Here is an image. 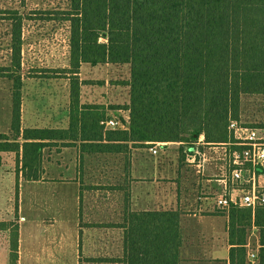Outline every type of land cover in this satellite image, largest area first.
Masks as SVG:
<instances>
[{"label":"trees","instance_id":"trees-1","mask_svg":"<svg viewBox=\"0 0 264 264\" xmlns=\"http://www.w3.org/2000/svg\"><path fill=\"white\" fill-rule=\"evenodd\" d=\"M64 14L70 27L68 128L21 131L22 81L13 78L11 133L22 142L0 135V154L15 153L25 181L42 179L48 144L80 142L82 154H122L129 145L189 144L201 136L209 145L235 143L229 127L239 121L241 98L264 96V0H70ZM20 32L21 23L13 22L10 50L17 71ZM82 64L129 66L124 130L104 132L105 112L80 107ZM128 202L126 197L123 223L116 226L123 229L121 262L179 264V213L131 212ZM225 211L229 264H250L245 246L252 226L259 232L255 264H264V207ZM14 238L16 264L17 228Z\"/></svg>","mask_w":264,"mask_h":264},{"label":"crops","instance_id":"crops-1","mask_svg":"<svg viewBox=\"0 0 264 264\" xmlns=\"http://www.w3.org/2000/svg\"><path fill=\"white\" fill-rule=\"evenodd\" d=\"M29 101L34 109L37 98L33 95L25 100L22 93L21 131L67 129L69 110L57 116L49 113L43 116L37 109L35 113L29 112ZM0 134L21 141L20 136L12 135L11 123L9 132ZM178 145L182 149L172 153V147L168 146L176 143L163 144L164 157L159 163L147 160L137 150L129 172L128 208L131 212L179 213V264H229L228 214L215 204L225 187L230 188L229 147L206 144L203 136L193 143ZM166 149L171 151L165 152ZM153 156H158V151ZM0 157V222H9L15 216L16 264L93 263L81 261V184L75 174L66 178L61 176V167L46 166L40 181H25L21 173L17 174L15 153H1ZM51 171L55 175H50ZM261 181L264 184L263 176ZM123 215L116 226L123 223ZM115 233L118 238L115 253L107 252V240L98 241V255L92 257L95 264H123V229L116 228ZM245 248L247 254L259 251V232L254 226ZM9 253L7 248H0V264H9Z\"/></svg>","mask_w":264,"mask_h":264},{"label":"rangeland","instance_id":"rangeland-1","mask_svg":"<svg viewBox=\"0 0 264 264\" xmlns=\"http://www.w3.org/2000/svg\"><path fill=\"white\" fill-rule=\"evenodd\" d=\"M69 8L70 0H0V73L8 77L0 78V133H8L10 129L11 95L15 77L21 78V94L25 100L33 95L37 98L34 109L30 101L27 104L30 113H35L36 109L43 116L46 113L57 116L65 110L68 112L70 80L65 71L69 68L70 27L64 12ZM13 22L21 23L19 71L16 70L10 50ZM78 79L80 107H99L106 114L103 122L115 119L120 125L123 124L124 130L129 120V112L125 110L130 101V90L126 85L130 79L129 66L105 64L92 67L82 64ZM235 124L240 131L257 130L258 135L264 139V96L242 97L239 121ZM102 127L104 132L117 131ZM231 135L232 141L236 142L232 129ZM8 137L14 140V137ZM163 144L156 143L147 148H133L129 145L127 152L122 154H82L80 142L48 144L43 148V169L46 166L51 169L61 167V176L68 178L75 174L81 184V261H95L92 257L98 255L100 240H107V252L115 253L118 240L116 223L124 214V201L129 197V172L135 154L140 150L148 157L147 160L159 163L164 157ZM178 144L168 146L172 147V153L182 149ZM152 148L157 149L158 156H153L150 151ZM170 149L165 152H170ZM231 149H234L233 145ZM52 171L50 175H55ZM262 175L264 178V170ZM1 223L4 224L0 225V248L8 249L9 264H15L12 257L17 228L15 216L11 221Z\"/></svg>","mask_w":264,"mask_h":264},{"label":"built area","instance_id":"built-area-1","mask_svg":"<svg viewBox=\"0 0 264 264\" xmlns=\"http://www.w3.org/2000/svg\"><path fill=\"white\" fill-rule=\"evenodd\" d=\"M102 125L105 130L124 128L115 119H108ZM231 129L234 131L236 142L227 144L230 188L225 187L215 204L223 210L236 206L251 209L254 212L257 207H264V184L261 181L263 175L260 172L264 169V139L255 129L240 131L235 123L230 125L229 130ZM231 145L234 149H231ZM150 151L153 155L157 154L155 148ZM247 260L250 264H255L257 254L248 253Z\"/></svg>","mask_w":264,"mask_h":264}]
</instances>
